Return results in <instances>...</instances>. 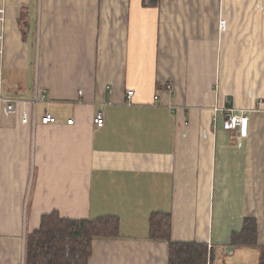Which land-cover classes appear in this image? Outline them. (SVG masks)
I'll return each mask as SVG.
<instances>
[{
  "label": "crops",
  "instance_id": "0c3cea01",
  "mask_svg": "<svg viewBox=\"0 0 264 264\" xmlns=\"http://www.w3.org/2000/svg\"><path fill=\"white\" fill-rule=\"evenodd\" d=\"M0 8V94L20 101L13 114L0 102V264H23L53 211L118 218L120 236L94 239L88 264H167V243L148 237L155 212L171 215L173 240L212 247L213 264H258L230 235L252 216L264 245V111H251L264 100V0ZM226 108L248 111L245 137L223 127Z\"/></svg>",
  "mask_w": 264,
  "mask_h": 264
},
{
  "label": "trees",
  "instance_id": "16d2710c",
  "mask_svg": "<svg viewBox=\"0 0 264 264\" xmlns=\"http://www.w3.org/2000/svg\"><path fill=\"white\" fill-rule=\"evenodd\" d=\"M142 1L152 7L159 3ZM148 225L150 239L167 243V264H213L215 252L207 243L172 239L169 213H151ZM119 236V220L115 216L72 219L53 211L42 215L39 227L26 236L23 264H88L94 239ZM257 236L256 218L245 216L242 229L231 233L230 245L257 248L258 264H264V245H258Z\"/></svg>",
  "mask_w": 264,
  "mask_h": 264
},
{
  "label": "built area",
  "instance_id": "2783aa9c",
  "mask_svg": "<svg viewBox=\"0 0 264 264\" xmlns=\"http://www.w3.org/2000/svg\"><path fill=\"white\" fill-rule=\"evenodd\" d=\"M5 17V10L4 8H0V25H1V32L3 31V22ZM220 27H225V20H220L219 23ZM2 40H3V32L0 34V54L2 53ZM166 89L170 90L172 89L171 84L166 85ZM134 95V91L129 89L126 92V98L129 99ZM37 98H34L32 100V103L35 104L37 102ZM0 102L4 103L5 110L7 113L13 114L17 111H19V100L13 99V98H6L0 94ZM251 111H257L261 110L264 111V100H258L254 103V105L251 108ZM226 114L223 119V127L228 131H235L239 133L240 137H245L247 133V124H248V116L246 110L242 109H236V108H226L225 109ZM56 117L51 115L50 113H44V115L41 116L40 122L42 124H53L56 123ZM93 124L97 128H101L104 126V116L101 111H98L93 116ZM21 122L31 123L34 124L35 122V115L33 114V118L28 116V113L26 110L21 111ZM73 123V119H67L66 124L70 125Z\"/></svg>",
  "mask_w": 264,
  "mask_h": 264
},
{
  "label": "rangeland",
  "instance_id": "374dc122",
  "mask_svg": "<svg viewBox=\"0 0 264 264\" xmlns=\"http://www.w3.org/2000/svg\"><path fill=\"white\" fill-rule=\"evenodd\" d=\"M0 2H1V0H0ZM31 105V104H30ZM31 107H32V105H31ZM40 105H39V113H40ZM29 189V188H28ZM27 200H28V195L25 197V204H26V202H27ZM26 206V205H25ZM26 210V209H25Z\"/></svg>",
  "mask_w": 264,
  "mask_h": 264
}]
</instances>
